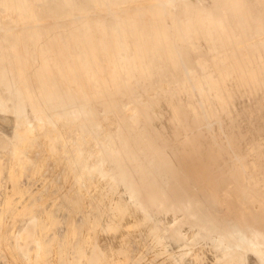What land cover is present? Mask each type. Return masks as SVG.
I'll return each mask as SVG.
<instances>
[{"label": "bare ground", "instance_id": "1", "mask_svg": "<svg viewBox=\"0 0 264 264\" xmlns=\"http://www.w3.org/2000/svg\"><path fill=\"white\" fill-rule=\"evenodd\" d=\"M178 2L0 0V111L17 122L0 134V220L29 217L12 244L0 239L13 264L129 262L139 230L163 264H264V0ZM208 65L215 74L202 75ZM31 135L45 155L32 176L54 159L70 170L73 211L102 197L101 220L87 212L63 248L43 238L51 213L20 200ZM185 216L214 233L185 248L199 235L175 228Z\"/></svg>", "mask_w": 264, "mask_h": 264}, {"label": "rangeland", "instance_id": "2", "mask_svg": "<svg viewBox=\"0 0 264 264\" xmlns=\"http://www.w3.org/2000/svg\"><path fill=\"white\" fill-rule=\"evenodd\" d=\"M165 3L169 6H172L175 10H177L180 7V3L178 0H164ZM189 2H193L195 4L203 3L206 1V3L210 6L214 5L213 0H187ZM4 15L3 10L0 8V17ZM49 25L53 23V20H47L46 21ZM210 67L205 66V68H200L201 74L205 76L213 75L215 72L211 68V65H208ZM196 69V67H193ZM192 68V69H193ZM195 69L193 71H195ZM206 70V71H205ZM211 70V71H210ZM197 71V70H196ZM199 71V70H198ZM204 71V72H203ZM209 72V73H208ZM159 91V90H158ZM158 94L159 92L156 91ZM185 94V93H184ZM182 93V98L181 101L183 103H190L191 99L189 100L190 97H188L187 94H185V98L183 97ZM188 98V99H187ZM132 107L131 105L127 104V107ZM2 113V114H1ZM6 112H1L0 111V134L3 135L6 138H12L14 136L16 127H17V122L15 120V115L11 113H6ZM11 114V115H10ZM10 116V117H9ZM6 117V118H5ZM37 117V116H36ZM34 115L28 116L25 119L26 125H32L37 122V118ZM11 119V120H8ZM14 119V120H13ZM27 121V122H26ZM4 122H8V127ZM34 122V123H32ZM211 122V123H210ZM15 125H14V124ZM28 123V124H27ZM209 123V125H208ZM213 120L211 121H206L205 124H202L203 129L207 127L209 129L213 125ZM201 127V128H202ZM202 129V130H203ZM206 130V129H205ZM13 134V135H12ZM31 138L27 140L24 139V141H28L31 143V145L38 147L36 151H30L26 155L32 159V162L27 161V164L25 166V171L26 174H24L21 179V185L23 188L26 189L27 193L20 199V196L15 195L14 198L16 201H22L23 204L29 205V207L35 211L36 215L39 217H42L46 212L51 213L53 218L49 221H47V231L45 232L43 238L45 241H50L53 237L56 238V242L59 245L60 248L65 247V245L68 243L67 238L65 236L72 232V230H79L80 232L88 225L87 221V212L90 216H92L96 220H101V216L103 215L104 209L99 206V202L102 201V197L99 194H95L94 197L86 200L88 206L85 208L86 211H73L74 208V202H76L78 199L77 193H75L73 190V186L69 185L66 187V194L64 195V184L66 183L67 176L70 174V170L66 168V165H59L57 166V162L54 159H49L46 160L45 167L43 171L41 172L40 175L38 176H32L31 170H32V164L39 162V161H44L45 155L41 152V143L40 140L34 135L29 136ZM33 137V138H32ZM7 144L4 142L0 143V148L2 150L7 148ZM7 161L10 162L11 160L8 159ZM58 169H57V168ZM77 168V169H75ZM84 168L83 165H77L76 167H73L72 169L74 173H79L82 171ZM57 169V170H56ZM56 170V171H55ZM72 171V170H71ZM8 179L7 173H4L1 176V180L3 183H6ZM233 187V186H231ZM4 193L3 190H0V213L4 209V199L3 195ZM30 197V198H29ZM20 199V200H19ZM96 200L99 202L97 203ZM26 201H28L26 203ZM96 202V203H95ZM262 207L260 208V210ZM77 213V214H76ZM73 219V221H72ZM29 217H18L14 222H3L0 220V239L1 238H10L9 242L12 244L14 238V232L15 231H22V229L29 223ZM71 221L74 223L73 225L70 224ZM5 224V225H4ZM175 228L177 229H193L199 233L198 237L196 239L188 240L185 243V248L187 245V248H193L196 243L200 239L207 238L210 236L212 233H214L213 229L210 227L209 224H206L202 221H199L193 217H181L179 222L175 224ZM256 229L262 230L263 225H257ZM14 230V231H13ZM218 233L223 232L224 227L221 223H219L218 227ZM236 233V234H235ZM232 234V238H234L236 241H241L240 234L238 232H235ZM56 234V235H55ZM239 234V235H238ZM237 235V236H236ZM75 236V238H74ZM73 238H71L70 242L72 245V257L75 258V260L78 259V257L81 254V250L84 247L83 241H81L80 236L74 235ZM72 237V236H71ZM249 240V239H248ZM251 241V240H249ZM73 242V243H72ZM141 242V243H140ZM255 243V242H254ZM252 244V243H251ZM143 246V247H142ZM9 247V246H8ZM142 249V250H141ZM184 249V248H183ZM1 249L0 248V264H13V260L11 257H9L8 250ZM189 249H184L183 251H186ZM8 254V255H7ZM137 254V255H136ZM154 251H153V246L151 242L149 241V238H147L146 234L144 233L143 230L138 231V239L137 238H131L130 241V253H129V262H123L121 264H163V260L161 259L160 256H153ZM218 257H220L218 255ZM136 259V260H135ZM11 260V261H10ZM142 260V261H141ZM149 260V261H148ZM61 264H64L63 261H61Z\"/></svg>", "mask_w": 264, "mask_h": 264}]
</instances>
